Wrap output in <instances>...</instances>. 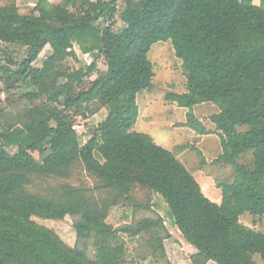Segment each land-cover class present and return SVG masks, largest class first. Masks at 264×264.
<instances>
[{
  "label": "trees",
  "instance_id": "1",
  "mask_svg": "<svg viewBox=\"0 0 264 264\" xmlns=\"http://www.w3.org/2000/svg\"><path fill=\"white\" fill-rule=\"evenodd\" d=\"M117 1L68 0L79 5L71 12L65 5L53 11L49 0H38L41 11L55 17L50 22L20 15L13 3L0 7V43L26 48L15 69L3 51L0 94L26 79L37 87L22 95L25 109L15 116L16 127L0 129V264H123L119 230L107 219L127 195L129 178L164 197L184 239L197 250L190 264H249L258 240L237 221L244 214L264 215V0L259 6L253 0H124L126 28L116 34L109 27L96 29L99 19H114ZM166 42L187 79L185 91L166 100L188 111L194 132H214L220 140L221 154L213 162L228 169L229 179L215 183L218 205L149 137L130 133L139 116L136 97L152 82L147 55ZM73 44L108 61L86 92L76 93L77 86L95 66L63 70L55 75L67 79L59 87L51 80L54 64L76 58ZM46 45L52 55L35 69L32 63ZM63 96L66 106L59 110ZM85 100L99 103L92 116L108 109L95 130L101 145L95 137L80 147L71 129L66 108ZM202 105L216 112L200 120L194 110ZM11 148L17 153L9 154ZM35 151L49 154L38 164L30 154ZM77 163L99 180L94 190L67 183ZM66 215L79 216L74 228L79 242L92 243L91 258L30 221ZM146 244L153 257L164 256L160 237L152 235Z\"/></svg>",
  "mask_w": 264,
  "mask_h": 264
},
{
  "label": "rangeland",
  "instance_id": "2",
  "mask_svg": "<svg viewBox=\"0 0 264 264\" xmlns=\"http://www.w3.org/2000/svg\"><path fill=\"white\" fill-rule=\"evenodd\" d=\"M88 1L95 3L97 1L109 2L110 0ZM134 1L140 3L142 0ZM260 1L253 0V4L259 6ZM7 3H13L20 15L45 19L47 22L55 21V17L41 11L38 0H0V7ZM49 3L52 4L50 9L53 11L61 9L64 5L71 12L79 7L78 4L75 7L72 4H67L68 0H49ZM124 10V0H118L114 19H99L93 23V26L101 32L107 27L115 34L122 32L126 28V24L121 18ZM5 49L15 64L11 68H17V64L25 58L26 48L17 45L8 47L0 43V59L4 64L7 62V58L2 55ZM73 52L75 59L66 58L64 61L53 65L55 69H53L51 80L55 79L57 87L65 85L67 79L65 77L55 78V75L62 74L65 69L83 68L79 59L82 53L76 44H73ZM51 55L52 49L46 45L32 63V67L41 69ZM147 58L152 66V82L149 89L138 93L136 97L139 116L130 133L149 137L195 181L206 200L218 205L221 195L215 183L229 179L228 169L213 162L221 154L219 137L214 132L208 135L194 132L188 125V111L166 100L168 95L183 93L187 83L186 73L180 60L176 58L171 44L166 42L154 45ZM94 61L95 71L83 79V83L77 86L76 93L88 91L90 84L106 72L108 61L104 55L97 54ZM3 87L4 82L0 75V90ZM36 89L34 80L26 79L20 81L14 90L0 94V111L4 109L0 116V129L16 127L14 124L15 116L25 109V103L21 99L22 95L35 92ZM67 98L68 96H63L58 100L56 106L59 110L65 109L64 101ZM262 101L264 102V97ZM98 105L97 100H85L78 106L71 105L66 108L71 126L76 127V131H72L76 134L80 147L86 146L95 137L96 142L101 145V134L98 132L95 136V130L104 121L108 109L103 107L95 115H90V112ZM215 112L216 108L213 105H202L194 110V115L202 120ZM204 125L208 130L213 131V126L210 123L204 122ZM50 126L54 127V122H50ZM8 153L14 155L17 153V149H8ZM30 154L36 163L41 164L49 151H46L45 154L40 151ZM243 162H249V157L245 158ZM98 182L99 180L88 172L84 164L81 163L73 166L71 176L67 180V183L86 187L90 190H94ZM124 183L125 187L128 188V193L123 198L122 204L113 209L107 219L108 226L114 230H119L116 236L123 245V264H184V261L189 257V251L195 248L184 239L164 197L160 193L141 186L132 178L124 180ZM78 220L79 216L75 215H66L60 220H43L36 217L30 219L33 224L56 235L69 248L77 249L91 258L94 253L92 243L78 241L74 228ZM237 223L254 234L258 240L249 264H264V215L244 214L239 217ZM152 235H157L163 240L165 251L163 257L151 255L146 242ZM258 247L263 249L255 252Z\"/></svg>",
  "mask_w": 264,
  "mask_h": 264
},
{
  "label": "built area",
  "instance_id": "3",
  "mask_svg": "<svg viewBox=\"0 0 264 264\" xmlns=\"http://www.w3.org/2000/svg\"><path fill=\"white\" fill-rule=\"evenodd\" d=\"M97 54H98L97 52L82 53L80 55L79 59L81 60L83 67L84 68H90V67L94 66V64H95L94 60H95V56H97ZM71 129L73 131H76V127L75 126H72Z\"/></svg>",
  "mask_w": 264,
  "mask_h": 264
},
{
  "label": "crops",
  "instance_id": "4",
  "mask_svg": "<svg viewBox=\"0 0 264 264\" xmlns=\"http://www.w3.org/2000/svg\"><path fill=\"white\" fill-rule=\"evenodd\" d=\"M191 248H192V247H191ZM196 253H197V250H196V249H192V250H190V251H189V257H188V259H187L186 261H184V264H190V261H189L190 256H192V255H194V254H196ZM207 264H216V263L210 261V262H208Z\"/></svg>",
  "mask_w": 264,
  "mask_h": 264
}]
</instances>
